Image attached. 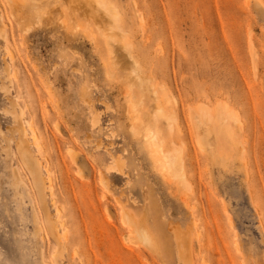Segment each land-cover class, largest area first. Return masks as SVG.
I'll use <instances>...</instances> for the list:
<instances>
[{
  "label": "rangeland",
  "instance_id": "rangeland-1",
  "mask_svg": "<svg viewBox=\"0 0 264 264\" xmlns=\"http://www.w3.org/2000/svg\"><path fill=\"white\" fill-rule=\"evenodd\" d=\"M98 1L0 0V264H264V0Z\"/></svg>",
  "mask_w": 264,
  "mask_h": 264
},
{
  "label": "bare ground",
  "instance_id": "bare-ground-1",
  "mask_svg": "<svg viewBox=\"0 0 264 264\" xmlns=\"http://www.w3.org/2000/svg\"><path fill=\"white\" fill-rule=\"evenodd\" d=\"M81 1V0H80ZM95 2L98 1V0H94ZM74 2V1H73ZM83 2V1H82ZM93 2V1H92ZM75 3V2H74ZM97 4L99 3V5L106 9L107 13L110 15V17L117 21V14L113 12L112 9H110V7H108L106 5L105 2L103 1H98L96 2ZM79 4V3H78ZM93 4V3H92ZM74 5V4H73ZM77 5V4H76ZM86 6V5H85ZM92 6V5H91ZM76 7V6H75ZM87 9V8H86ZM95 12V11H94ZM93 12V13H94ZM90 13V12H88ZM92 13V11H91ZM93 15V14H91ZM97 17V16H96ZM205 107V106H204ZM221 111H219L220 113ZM217 112V114H219ZM223 113V114H222ZM226 114V113H225ZM225 114L224 112H221V115H223L225 117ZM228 115V114H226ZM217 116V115H216ZM140 117V116H139ZM138 117V118H139ZM221 117V116H220ZM215 118V117H214ZM140 119H142L140 117ZM226 119V118H225ZM214 120V119H213ZM143 123V122H142ZM147 123V122H146ZM211 123H212V115L210 114V111H209V107L207 108H202L201 111L199 113H197L195 115V122H194V125H195V128H196V131L197 133H199V131L201 129H205L207 132H211L210 129H211ZM217 126H220L221 123H223V121H220V119L216 118V121L214 122ZM144 125V124H143ZM230 125V124H229ZM15 126V125H14ZM214 124H213V128H214ZM214 128V130H216V127ZM222 126V125H221ZM220 126V127H221ZM135 127V126H134ZM148 128H145V133H144V137H145V140L147 141L148 145H149V153L150 155L152 156L153 160L155 159V164L157 163L158 164V167L160 169V172L162 174V176H164L167 180L169 179H172L173 176H178V174L176 173L177 170H176V167H177V164H178V157L177 156H170L168 153H166L163 148H162V145L160 144L159 142V137H158V133L157 132H154L152 128H150V126H147ZM229 128V127H228ZM13 129V128H12ZM221 129V128H220ZM226 129V128H225ZM14 130V129H13ZM19 133V136H20V142L22 143L23 142V132H24V128L23 126H19L17 129H16ZM15 130V131H16ZM218 130V129H217ZM12 131V130H11ZM226 132V130H224ZM229 131V129L227 130V132ZM13 132V131H12ZM201 132V131H200ZM212 132H215L213 131L212 129ZM216 133V132H215ZM27 135V134H26ZM233 135V133L231 134ZM210 136V135H209ZM208 136V137H209ZM36 136H34L35 138ZM206 137V136H205ZM217 137V136H216ZM233 138V137H232ZM199 139V142L201 145L204 144L203 140L201 139V137L199 136L198 137ZM205 141V140H204ZM20 143V144H21ZM8 148V147H6ZM7 150V149H6ZM26 155V154H25ZM28 155V154H27ZM29 156V155H28ZM29 158V157H28ZM32 159V157H31ZM27 161H25L26 163ZM31 163V162H30ZM30 163H28L30 165ZM33 164V163H32ZM27 165V164H26ZM34 166L36 165L35 163L33 164ZM48 173V172H47ZM32 174V172H31ZM33 175V174H32ZM49 175V174H48ZM50 176V175H49ZM48 176V180H47V186L50 188L52 186V179L51 177ZM34 177V175H33ZM38 179L37 176H35V180ZM127 212V211H125ZM38 214V213H37ZM126 214V213H125ZM39 215V214H38ZM128 216V214H127ZM40 217V216H39ZM131 217V216H130ZM43 218V217H42ZM129 218V216H128ZM40 219V218H39ZM130 219V218H129ZM134 226H136V222L133 221V220H129ZM41 223V221H40ZM42 226V225H41ZM137 230H138V234H139V237L140 239L150 248L152 249H156L157 246H156V241L152 235V233H150L144 225L140 224V225H137ZM51 231V230H50ZM53 233V232H52ZM55 233V232H54ZM57 234V233H56ZM56 234H54L53 236H55ZM58 237V236H57ZM56 237V238H57ZM187 251V250H186ZM186 253V252H185ZM184 256V254H183ZM187 257V255H185ZM190 260V259H189ZM189 262V261H188ZM187 262V263H188ZM189 264V263H188Z\"/></svg>",
  "mask_w": 264,
  "mask_h": 264
}]
</instances>
